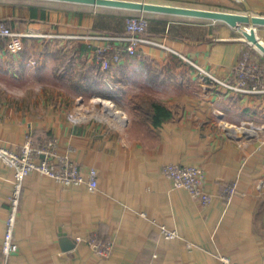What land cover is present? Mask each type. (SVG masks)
<instances>
[{"label":"crops","instance_id":"obj_1","mask_svg":"<svg viewBox=\"0 0 264 264\" xmlns=\"http://www.w3.org/2000/svg\"><path fill=\"white\" fill-rule=\"evenodd\" d=\"M128 1L264 17V0ZM130 16L148 20L146 36L158 45H142L104 70L95 55L98 37L124 34ZM0 20L27 35L18 54L0 42V92L44 86L32 100L0 97V144L51 145L83 172L94 168L98 179L90 191L87 184L27 176L14 232L18 249L6 258L1 243L14 176L0 161V264H224L221 258L264 264V92L219 84L234 82L248 49L237 27L57 0H0ZM256 33L264 43V26ZM52 42L57 49H48ZM251 54L264 67V56ZM93 94L126 108L118 110L125 116L118 126L72 118L74 104ZM147 100L170 118L157 126L139 118L131 103ZM168 164L199 167L211 204L202 208L175 188L163 174ZM229 183L236 193L226 200L221 192ZM161 225L178 237L164 239ZM90 236L110 240L111 253L76 242Z\"/></svg>","mask_w":264,"mask_h":264},{"label":"built area","instance_id":"obj_2","mask_svg":"<svg viewBox=\"0 0 264 264\" xmlns=\"http://www.w3.org/2000/svg\"><path fill=\"white\" fill-rule=\"evenodd\" d=\"M236 1L239 2L240 0ZM148 24V20L143 16H130L126 18L124 34L100 35L98 38L102 40V43L95 50V55L102 68L108 70L112 65L118 64L123 56H134L142 45H158L146 36ZM237 29L241 34L249 32V28L244 25H239ZM25 36L27 35L12 30L4 21L0 20V42H5L9 53L18 54L23 51V38ZM243 40L246 44L251 45L245 38ZM258 54L262 55L259 51ZM234 76L233 83L219 82V84L238 93L264 92V67L253 59L249 49L242 52L235 65ZM207 77L212 80L215 79L209 74ZM0 161L13 171L14 176L1 243V251L6 258L18 249L14 241V232L20 211L23 182L27 176L36 174L49 177L64 186L87 184L90 191L96 190L98 186L97 172L94 168H90L85 173L68 156L56 154L51 145L49 147L37 146L30 139L26 140L18 150H12L0 144ZM163 174L175 188L189 192L197 200L200 207L204 208L211 204L212 196L204 187L205 176L199 167L168 164L164 166ZM235 193V184L229 183L224 185L221 195L229 200ZM141 215L145 216L144 214ZM159 229L160 234L166 240H173L178 237L174 230H170L164 225H161ZM83 241L101 256H108L113 248V243L110 240H100L93 236L87 239L76 238L77 243ZM221 260L224 264H238L232 263L226 258H221Z\"/></svg>","mask_w":264,"mask_h":264},{"label":"water","instance_id":"obj_3","mask_svg":"<svg viewBox=\"0 0 264 264\" xmlns=\"http://www.w3.org/2000/svg\"><path fill=\"white\" fill-rule=\"evenodd\" d=\"M63 2L81 3L92 6L111 7L120 9H129L140 12H157L164 14H173L194 18H203L213 21H222L232 27L244 25L249 28V32H243L245 40L264 56V43L256 35V27L264 26V17L250 16L247 14L227 13L211 10H201L178 6H168L152 4L146 2L128 1V0H57ZM70 247V246H69ZM68 247V248H69Z\"/></svg>","mask_w":264,"mask_h":264},{"label":"rangeland","instance_id":"obj_4","mask_svg":"<svg viewBox=\"0 0 264 264\" xmlns=\"http://www.w3.org/2000/svg\"><path fill=\"white\" fill-rule=\"evenodd\" d=\"M256 35H257V33H256ZM257 37H258V35H257ZM242 39H244L243 36H242ZM258 39L260 40L259 37H258ZM260 41L263 42L262 40H260ZM57 45L58 44H56L55 42H52V43H50V47L48 49L49 50H53V49L55 50V49H57L55 47ZM247 46H248V49L251 52L255 51V52L258 53V51L253 46L248 45V44H247ZM38 51H40V49ZM34 55H36V54H34ZM35 68H36V66H35ZM31 78L35 79V80H33V81H35V83L38 82L37 81L38 78H37L36 75H33V77L31 76ZM38 84H34V88H31V89H28V90L15 88V89H13L12 92L11 91L7 92V93L6 92H0V97L1 96L3 97V94H4V95H6L7 97H10L13 100H17V99H21V98H25L27 100H29V99L32 100L35 97H37V95L40 93L41 90L39 91V89L41 87L42 88L44 87L41 84H39V86H38ZM47 88H49V87H47ZM52 90L53 89H50L49 91H52ZM72 93H75V92H72ZM96 99L109 100L110 98H102L101 96H99L97 94H93V95L88 96L87 100H85V99L84 100H80L76 105L74 104L73 108H71L72 118H79L78 116H81L83 114L87 118H91L93 120H101V122L104 123V124H108V125H111V126H113V125L114 126H118L119 124L117 123V121L113 117L108 115V113L105 111V107L103 105H101L100 103H96V101H95ZM72 103H74V101ZM117 104H115L114 110L115 111L119 110V111H123V112L125 111V113H126V108L124 106H119ZM82 108L86 109L87 112H84L82 110ZM122 116H123V118H125V116L123 114H122ZM122 120H124V119H122Z\"/></svg>","mask_w":264,"mask_h":264},{"label":"trees","instance_id":"obj_5","mask_svg":"<svg viewBox=\"0 0 264 264\" xmlns=\"http://www.w3.org/2000/svg\"><path fill=\"white\" fill-rule=\"evenodd\" d=\"M147 101L141 103H136L135 101H133L131 103L133 105V107H131L135 111V114H138V116L141 115L139 118L148 116V118H151L154 126L159 125L166 118H170L169 111H167L163 106L153 101Z\"/></svg>","mask_w":264,"mask_h":264},{"label":"bare ground","instance_id":"obj_6","mask_svg":"<svg viewBox=\"0 0 264 264\" xmlns=\"http://www.w3.org/2000/svg\"><path fill=\"white\" fill-rule=\"evenodd\" d=\"M95 101L96 103H100L101 105H103L108 115L113 117L117 122L122 121V119H124L121 112L114 110V106L112 105L111 102L100 99H96Z\"/></svg>","mask_w":264,"mask_h":264}]
</instances>
